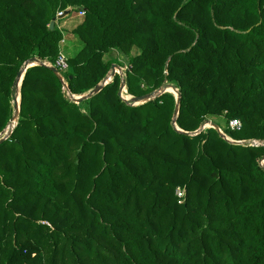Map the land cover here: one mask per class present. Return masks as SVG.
<instances>
[{"label": "trees", "instance_id": "16d2710c", "mask_svg": "<svg viewBox=\"0 0 264 264\" xmlns=\"http://www.w3.org/2000/svg\"><path fill=\"white\" fill-rule=\"evenodd\" d=\"M68 8L84 15L64 92L42 64ZM111 50L128 57L127 96L177 89L175 125L172 93L132 106L117 74L75 103ZM31 58L0 142V264H264V144L248 143H264V0H0V134ZM208 117L233 142L184 134Z\"/></svg>", "mask_w": 264, "mask_h": 264}, {"label": "water", "instance_id": "95a60500", "mask_svg": "<svg viewBox=\"0 0 264 264\" xmlns=\"http://www.w3.org/2000/svg\"><path fill=\"white\" fill-rule=\"evenodd\" d=\"M70 13H71V9L68 8V9L62 11V13L57 14L56 17L50 21L49 29L52 30L54 28V24H55L56 20H62L65 17H67ZM39 64H41V62L37 58H31L29 62H25L23 64V67L18 72V74L16 76V81L14 83V87L16 88V93H15L13 101H12V103H13V116L9 122V125L0 134V142L7 138V135H5L6 130H8L12 124L16 125V123H17L18 115H19V104H20V101H19L20 100V86H21V82L23 80L24 73H25L27 68L35 66V65H39ZM42 65L48 66L49 69L61 81L62 85L66 87L65 83L63 82L62 76L59 74L58 70L54 66H50L49 64H46V63H43ZM115 70H120V68L117 65L113 64L111 66L110 71L106 75V77L99 84H97L93 89H91L90 91H88L87 93H85L83 95L73 97L75 103L79 104L83 100L90 98L91 96H93V95L97 94L99 91H101L102 88L109 83V80H111L114 77V75L116 74ZM117 75H119V77L121 78L120 86L118 89V96H120V98L123 99V92L125 90V79L123 78V76L121 74L118 73ZM164 93H172L176 98V106H175L174 115H173V117H174L173 125H175V119L178 116L180 94L178 93L177 89L171 85H167L165 87H160L157 90H155L149 94H146V95H142V96H138V97L129 96V100H126V99H123V100L132 106H137V105L146 103L148 101H152ZM202 127H200L197 131H195L193 133H185L184 132V134L196 135L202 130ZM209 128H213L214 130H216L222 138H224L225 140L228 141V139H226V136L219 130L218 126L211 124V126ZM178 131H180V130H178ZM234 143L239 144L238 142H234Z\"/></svg>", "mask_w": 264, "mask_h": 264}, {"label": "rangeland", "instance_id": "374dc122", "mask_svg": "<svg viewBox=\"0 0 264 264\" xmlns=\"http://www.w3.org/2000/svg\"><path fill=\"white\" fill-rule=\"evenodd\" d=\"M81 17L82 16H79L78 13L72 12L67 17L62 19V22L55 23L57 24V27L61 29L63 32V38H62V42H60L61 43L60 48H61V52L66 57L73 55L76 51L80 49L81 42L79 41L77 36L72 34L71 31L80 22ZM137 53H139V50L134 48L131 52V55L134 56ZM103 59L104 61L111 60L113 62L112 64H115L120 68V70H115L116 74L119 73L123 76V78L125 77V71L128 69V57L127 56H125L124 54L120 53L117 50H111L109 53L104 55ZM123 99L129 100V96L126 95L125 90L123 92ZM206 119L208 122H206L202 128H205V127L208 128V126H211V124L214 123L216 126L220 127L221 132H224L225 120L223 118L208 117ZM209 122H211V124H209ZM5 135L7 134L5 133ZM235 142H238V141H235ZM238 143L240 144V142ZM260 163L262 164L263 161H261ZM181 191L183 192V196H184V190L181 189ZM182 198L183 197L180 198L181 202L183 201Z\"/></svg>", "mask_w": 264, "mask_h": 264}, {"label": "built area", "instance_id": "2783aa9c", "mask_svg": "<svg viewBox=\"0 0 264 264\" xmlns=\"http://www.w3.org/2000/svg\"><path fill=\"white\" fill-rule=\"evenodd\" d=\"M60 13H62V12H60ZM60 13H58V14H60ZM84 15V12H79V16H83ZM62 42V41H61ZM50 66H54L57 70H58V72H59V74L62 76V74L61 73H65V72H67V70H68V65H67V57L62 53V52H60L59 53V56H58V58L56 59V61H55V63L54 64H49ZM63 78V77H62ZM112 80H109V83L111 82ZM63 82L65 83V81H64V79H63ZM65 85H66V87L65 86H63L62 87V89H63V91L64 92H67V90H68V87H67V84L65 83ZM125 93H126V90H125ZM209 124H211V122H209ZM15 124H12L11 126H10V128L8 129V130H6V134H7V137H9V135L11 134V132H12V130L15 128ZM228 126H229V128L231 129V130H234V129H239L240 128V126H241V124H240V122L238 121V120H231V121H229V124H228ZM210 126H208V128H209ZM205 128H207V127H205ZM205 128H202V129H205ZM218 128H219V130L221 131V129H220V127L218 126ZM223 133V132H222ZM226 138L228 139V141H233V140H231L229 137H227L226 136ZM238 142H240V143H245L246 141H238ZM248 143H250V145H252V146H259V145H263L264 143H261V142H258V141H255V140H250V141H248ZM176 194H177V197L178 198H181V197H183V192L180 190V189H178L177 191H176Z\"/></svg>", "mask_w": 264, "mask_h": 264}, {"label": "crops", "instance_id": "0c3cea01", "mask_svg": "<svg viewBox=\"0 0 264 264\" xmlns=\"http://www.w3.org/2000/svg\"><path fill=\"white\" fill-rule=\"evenodd\" d=\"M20 101V100H19Z\"/></svg>", "mask_w": 264, "mask_h": 264}]
</instances>
